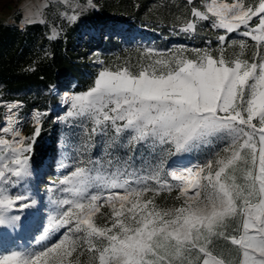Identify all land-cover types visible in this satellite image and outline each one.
I'll use <instances>...</instances> for the list:
<instances>
[{"label":"snow or ice","instance_id":"6c2138e0","mask_svg":"<svg viewBox=\"0 0 264 264\" xmlns=\"http://www.w3.org/2000/svg\"><path fill=\"white\" fill-rule=\"evenodd\" d=\"M204 8L193 6L195 19L186 20L181 30L194 31L196 20L211 19L212 28L256 42L251 61L242 58L247 47L243 40L241 54L230 60L222 47L217 57L209 49H193L194 59L182 51L167 58L157 54L160 58L135 73L102 69L88 91L66 95L67 118L90 120V137L111 131L109 156L107 149H126L131 155L116 156L111 171L103 170L98 159L80 161L59 181V190L68 195L50 200L47 225L36 237L41 244L58 233L55 241L38 250L0 254V264H81L85 254L86 264H264V0L258 5L211 0ZM37 15L29 9L22 23H45ZM77 18L74 14L70 19ZM58 35L53 29L48 38ZM218 40L223 46L226 35ZM5 106L9 115L0 128V228L15 229L24 221L13 209L36 205L30 190L20 189L33 174L32 152L42 116L34 113L35 130L24 137L15 118L21 105ZM196 149H211V155L202 164L165 171L170 157ZM137 150L141 158L148 150L157 161H146L147 175L129 171ZM113 164L107 160L109 168ZM165 190H175V199L182 202L169 208L157 205L155 197ZM105 206L109 210L102 213ZM219 240L229 247L228 256L216 250Z\"/></svg>","mask_w":264,"mask_h":264},{"label":"rangeland","instance_id":"374dc122","mask_svg":"<svg viewBox=\"0 0 264 264\" xmlns=\"http://www.w3.org/2000/svg\"><path fill=\"white\" fill-rule=\"evenodd\" d=\"M18 3L15 7L7 9V13L0 12V20L18 25L21 29L25 30L27 24L22 23L25 20L26 12L31 9L37 13V18L45 20L44 26L49 36L52 34L53 29L59 34L64 35L66 30L75 33L76 42L79 45L89 41L93 47L89 48L85 58L88 62L84 66V72L87 78L80 84L81 88H77L78 82L75 78L69 81V89L72 95L88 91L94 86L95 78L102 69H109L116 71L119 68H127L131 72H137L140 65H147L160 58L157 54H163L167 58L172 53L183 52L187 58H195L196 54L193 49H209L213 50L214 57L220 55V49L223 48V55L226 59H233L241 54L239 42L245 41L247 47L243 49L242 58H248L251 61L253 52L257 49L254 47L255 43L250 37H243L238 32L226 33L225 29H214L211 26V19L207 20L208 24L204 25V29L212 35H207L203 46L196 43V29L202 20H196V28L190 32V40L177 41L167 43L159 41L154 36L156 29L150 21H134L133 25L129 26L127 22L117 21L114 24H109L100 29L94 23V19L99 11H103L108 16H129L132 14L130 4L126 0H17ZM244 3H253L258 5L259 0H244ZM205 0L202 6L199 7L201 11H206L204 8ZM78 18L73 21L70 18L73 15ZM211 14H209L210 16ZM195 19V18H194ZM253 22H257L253 17ZM243 28H241V31ZM226 35V41L223 46L218 40V36ZM111 36L122 38L121 43H113L109 40ZM232 41H236L235 45ZM96 44V45H95ZM151 50V52H149ZM264 50V49H262ZM68 88V87H67ZM55 88L45 87H30L21 95L26 96L30 100H37L40 104H48L49 107L40 109L42 116L40 121V132L35 139L32 164L34 165L33 174L31 177L26 178L24 182L25 188L30 190V195L36 200V205L30 209L17 211L13 209L12 214L21 215L23 226H17L15 229L0 228V254H10L12 251H19L25 248L39 249L41 246L55 241L58 233H53L47 240L36 243V237L42 234L43 228L48 222L50 209L53 207L50 204L52 199L64 198L68 194L59 190V181L65 174H68L80 161H87L89 159L100 160L104 168L103 170L111 171L115 168V157L119 156L124 158L131 155L126 149H107L111 152L109 156L106 153V146L112 135H92V123L87 118H67L66 113L69 109V104L64 103L63 106L59 103V99L53 102L50 97L54 95ZM45 93H49V98L45 97ZM1 99V98H0ZM6 107L0 105V125L4 117ZM29 110L26 105L18 110V115L25 119L22 122L25 137L32 136L36 122L30 117ZM1 128V127H0ZM11 139L10 134L7 136ZM195 155L202 163H204L211 155V149L193 150L190 153ZM173 158L170 157V160ZM113 159L114 164L112 168L107 165V160ZM150 161L151 164L157 163L151 160L148 156V150L144 152V158H141L139 151L134 155V159L130 161L131 167L135 168L138 175H147ZM168 164L165 166L167 172ZM144 169V171H140ZM49 187H53V191L49 192ZM11 191V189H10ZM106 194V193H105ZM177 192L173 190L169 193L167 190L161 192L155 197V203L162 208H169L178 206L181 202L176 200ZM151 196V193L148 194ZM38 209V210H37ZM107 206L101 209V212H107ZM26 218V219H25ZM96 221H101V215L98 213L95 217ZM216 250L223 252L225 256L230 254L229 247L223 240L216 242ZM77 254H73V259ZM87 254L80 257L81 264H86Z\"/></svg>","mask_w":264,"mask_h":264},{"label":"trees","instance_id":"16d2710c","mask_svg":"<svg viewBox=\"0 0 264 264\" xmlns=\"http://www.w3.org/2000/svg\"><path fill=\"white\" fill-rule=\"evenodd\" d=\"M130 4L132 14L129 16H108L99 11L94 23L101 28L117 21L133 25L132 19L150 21L156 29L154 36L159 41L172 43L190 40V32L182 31L186 20H193L191 8L202 6L203 0H126ZM3 6V10H5ZM207 21H201L196 29V43L203 46L207 35L204 29ZM44 24H27L25 30L0 20V98L21 99L28 109L37 107L46 109L48 104H40L30 100L21 92L30 87L65 88L75 78L77 88L87 78L84 66L88 64L85 55L93 44L89 41L79 45L75 33L66 30L57 39H49ZM113 43H121L122 38L111 36ZM96 45V44H95ZM49 93L45 97L49 98ZM51 101H57L54 95Z\"/></svg>","mask_w":264,"mask_h":264},{"label":"bare ground","instance_id":"6f19581e","mask_svg":"<svg viewBox=\"0 0 264 264\" xmlns=\"http://www.w3.org/2000/svg\"><path fill=\"white\" fill-rule=\"evenodd\" d=\"M211 0H205V3H210ZM234 2V0H217V3H232ZM54 94L58 97V99L60 100L59 103L64 104V97L66 95H72V92L69 88L65 87V88H55V92ZM9 103H19L21 105V107L19 109H21L22 107H24L25 102L21 99H0V104L2 105H7ZM6 107V106H5ZM15 110V118L19 121L18 124V129L21 132V135L25 137L24 134V130L22 128V122L25 120L23 118H21V116L18 115V110ZM46 110V109H45ZM36 112H40V109L37 107H33L29 110V115L30 117H33L34 113ZM4 117L3 120L1 122L0 127L2 128L3 126H6V118L9 115V110L6 107L5 113H4ZM7 138V137H6ZM202 164V162L193 154H183L180 156H173V158L170 160L168 166L167 167V171L170 170L173 167H177V166H187V165H191V164Z\"/></svg>","mask_w":264,"mask_h":264},{"label":"crops","instance_id":"0c3cea01","mask_svg":"<svg viewBox=\"0 0 264 264\" xmlns=\"http://www.w3.org/2000/svg\"><path fill=\"white\" fill-rule=\"evenodd\" d=\"M17 0H0V12H4L5 14H8L7 11L3 10V6H5V10L12 9L15 7V4H17Z\"/></svg>","mask_w":264,"mask_h":264},{"label":"water","instance_id":"95a60500","mask_svg":"<svg viewBox=\"0 0 264 264\" xmlns=\"http://www.w3.org/2000/svg\"><path fill=\"white\" fill-rule=\"evenodd\" d=\"M1 105V104H0Z\"/></svg>","mask_w":264,"mask_h":264}]
</instances>
